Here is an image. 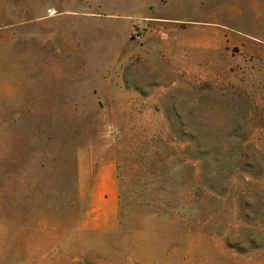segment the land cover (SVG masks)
Segmentation results:
<instances>
[{
	"label": "rangeland",
	"instance_id": "obj_1",
	"mask_svg": "<svg viewBox=\"0 0 264 264\" xmlns=\"http://www.w3.org/2000/svg\"><path fill=\"white\" fill-rule=\"evenodd\" d=\"M231 2L0 0V264H264V43Z\"/></svg>",
	"mask_w": 264,
	"mask_h": 264
},
{
	"label": "crops",
	"instance_id": "obj_2",
	"mask_svg": "<svg viewBox=\"0 0 264 264\" xmlns=\"http://www.w3.org/2000/svg\"><path fill=\"white\" fill-rule=\"evenodd\" d=\"M215 11L213 15H216L217 11L218 15H226L227 23L233 19H241V31L237 33L242 35L243 42L248 45L264 43V0H232L231 5L226 9L219 8ZM249 28L252 33L248 32ZM230 31L235 32L232 28ZM108 197L113 198L112 191L108 193Z\"/></svg>",
	"mask_w": 264,
	"mask_h": 264
}]
</instances>
